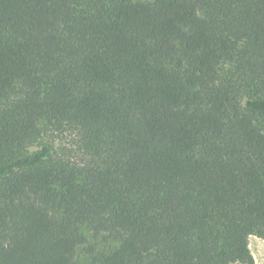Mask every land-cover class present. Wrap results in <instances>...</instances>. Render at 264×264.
I'll use <instances>...</instances> for the list:
<instances>
[{
  "label": "trees",
  "instance_id": "obj_1",
  "mask_svg": "<svg viewBox=\"0 0 264 264\" xmlns=\"http://www.w3.org/2000/svg\"><path fill=\"white\" fill-rule=\"evenodd\" d=\"M264 0H0V264H257Z\"/></svg>",
  "mask_w": 264,
  "mask_h": 264
},
{
  "label": "rangeland",
  "instance_id": "obj_2",
  "mask_svg": "<svg viewBox=\"0 0 264 264\" xmlns=\"http://www.w3.org/2000/svg\"><path fill=\"white\" fill-rule=\"evenodd\" d=\"M250 247L257 264H264V238L252 235L250 237Z\"/></svg>",
  "mask_w": 264,
  "mask_h": 264
}]
</instances>
